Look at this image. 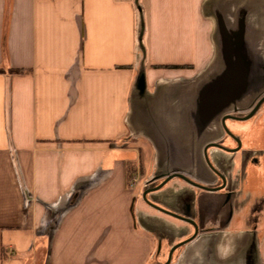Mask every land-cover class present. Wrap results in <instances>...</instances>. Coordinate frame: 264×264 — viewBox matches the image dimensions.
<instances>
[{
    "label": "crops",
    "instance_id": "obj_1",
    "mask_svg": "<svg viewBox=\"0 0 264 264\" xmlns=\"http://www.w3.org/2000/svg\"><path fill=\"white\" fill-rule=\"evenodd\" d=\"M0 69V264H264V0H0Z\"/></svg>",
    "mask_w": 264,
    "mask_h": 264
},
{
    "label": "water",
    "instance_id": "obj_2",
    "mask_svg": "<svg viewBox=\"0 0 264 264\" xmlns=\"http://www.w3.org/2000/svg\"><path fill=\"white\" fill-rule=\"evenodd\" d=\"M264 102V96L257 102V104L254 106V108L249 112V114H247L246 116H244V117H235V118H237V119H239V120H247V119H249V118H251L255 113H256V111L258 110V108L262 105V103ZM230 118H234L233 116H230ZM175 176H177V177H181V178H183V179H186V180H188V181H190L192 184H194V185H196V186H198V187H203L202 185H200L199 183H196V182H194V181H192V180H190L189 178H187L184 174H182V173H173V174H171V175H169L162 183H160L157 187H155L154 189H157V188H160L163 184H165L169 179H171V178H173V177H175ZM146 194H147V192H145L144 193V196H146ZM182 244V243H181ZM181 244H179V245H175L174 247H173V249L171 250V252H170V255H169V259L167 260V262L166 263H162V264H169L170 263V261H171V259H172V255H173V252H174V250L175 249H177L178 248V246H180ZM153 264H161V263H153Z\"/></svg>",
    "mask_w": 264,
    "mask_h": 264
},
{
    "label": "trees",
    "instance_id": "obj_3",
    "mask_svg": "<svg viewBox=\"0 0 264 264\" xmlns=\"http://www.w3.org/2000/svg\"><path fill=\"white\" fill-rule=\"evenodd\" d=\"M3 71V69H0V72ZM13 72H20L21 70H11ZM137 174V170L133 168V172H131V175H129V185L131 186L133 183V179L135 175Z\"/></svg>",
    "mask_w": 264,
    "mask_h": 264
}]
</instances>
